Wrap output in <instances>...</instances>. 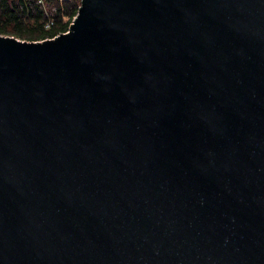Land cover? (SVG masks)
<instances>
[{"label":"water","instance_id":"1","mask_svg":"<svg viewBox=\"0 0 264 264\" xmlns=\"http://www.w3.org/2000/svg\"><path fill=\"white\" fill-rule=\"evenodd\" d=\"M0 264H264V0L0 34Z\"/></svg>","mask_w":264,"mask_h":264},{"label":"trees","instance_id":"2","mask_svg":"<svg viewBox=\"0 0 264 264\" xmlns=\"http://www.w3.org/2000/svg\"><path fill=\"white\" fill-rule=\"evenodd\" d=\"M80 5L81 0H47L45 6L38 0H0V34L28 41L55 38L69 29Z\"/></svg>","mask_w":264,"mask_h":264},{"label":"built area","instance_id":"3","mask_svg":"<svg viewBox=\"0 0 264 264\" xmlns=\"http://www.w3.org/2000/svg\"><path fill=\"white\" fill-rule=\"evenodd\" d=\"M57 1L65 2V1H69V0H57ZM38 2H39L41 5L45 6L47 0H38ZM74 18H75V17H74ZM74 18L71 20L70 24H72ZM65 19L67 20V18H65ZM70 24H69V28H70ZM48 26H49V24H48ZM68 31H69V29H68L66 32H68ZM66 32H65V33H66Z\"/></svg>","mask_w":264,"mask_h":264},{"label":"bare ground","instance_id":"4","mask_svg":"<svg viewBox=\"0 0 264 264\" xmlns=\"http://www.w3.org/2000/svg\"><path fill=\"white\" fill-rule=\"evenodd\" d=\"M71 26V25H70ZM69 32V31H68Z\"/></svg>","mask_w":264,"mask_h":264},{"label":"rangeland","instance_id":"5","mask_svg":"<svg viewBox=\"0 0 264 264\" xmlns=\"http://www.w3.org/2000/svg\"><path fill=\"white\" fill-rule=\"evenodd\" d=\"M76 17V16H75Z\"/></svg>","mask_w":264,"mask_h":264}]
</instances>
